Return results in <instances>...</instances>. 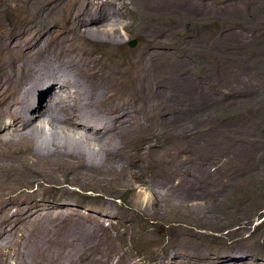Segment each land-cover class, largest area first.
Listing matches in <instances>:
<instances>
[{
  "label": "rangeland",
  "instance_id": "374dc122",
  "mask_svg": "<svg viewBox=\"0 0 264 264\" xmlns=\"http://www.w3.org/2000/svg\"><path fill=\"white\" fill-rule=\"evenodd\" d=\"M45 1H47V0H45ZM99 1L100 0H87L84 3V8L85 9H91L92 5L98 3ZM130 1L132 3L136 2V0H130ZM169 1L173 2V1H177V0H173V1L169 0ZM191 1L196 3L198 5V7L195 10H192L190 12V14L186 15L182 24L174 23L173 25H171L170 23L172 22V20L169 17L168 18L165 17L163 20L162 19H153V18H148V17H140L139 12H138L137 18L132 15V17L131 16L130 17L118 16L116 18V21L114 18L112 19L113 21H115L114 23H119V25L116 26V28H118V32H120V35L123 39V45L121 47L122 53H124L126 51H132L133 53H136L143 46V38L146 36L152 35L151 26L155 25L159 28V36L164 37L163 40H161V41L164 42L165 48H164V53H163V55L160 58V61L158 63L163 68H165L167 70V72L169 73V77L171 76V74L174 73V75H176L175 80H177V83L175 85H177L178 91H176V93H174L172 95V97H171V95L164 96V100L160 99V98L159 99L156 98V96L154 95L155 93L153 94L154 90H153V88H151V85L153 87L155 84V81L157 82V79H158V81H160L161 76H158L157 74H156L157 75L156 76L155 73H153V72L143 74V72H137L134 68L132 69L133 66H130L129 64L123 63V62H118V65L116 63H115V65L112 64V65H110L111 67L110 66L109 67H104V66L102 67L101 64H97V66L95 67V70L92 73V74H95V72H96V74L92 75V76H93L94 80L95 81L97 80V82L101 85H99L97 83L96 84L97 86L96 85L94 87L90 86V81H88V84H87V80H85V82H84V79L82 80L76 73H74V74H76L77 76L68 72L67 73L68 76H70V77L72 76V78L77 79V80H74V79L70 78L71 81L73 80L71 82V84L74 86H72V85L71 86H72V88L73 87L74 88L73 89L69 88L65 94L60 95L62 88L56 89L57 83H55L50 90V95L44 96L45 98H44L43 103L47 104L46 110L52 109L53 111L50 110L52 114L51 113L50 114L53 115L55 113L54 114L55 117H54V115L53 116L49 115L51 117L45 118V119L40 120L38 122H37L38 119H36V122H34L30 126H28V127H32V128H30V129H28V127L25 128L26 131H28L27 133L24 130V128L21 127L22 124L21 123H20L21 125L18 124L19 120L15 119L16 116L14 117V119L16 121L17 120L18 121L16 122L15 120L12 119L13 121H11V123L13 125L10 123H6V125H5L6 130L4 131V134L0 133V141L3 144V145H0V158H1L0 159V162H1L0 168L1 167L5 168L4 171L6 173L8 172L7 176L18 177V178L23 176V179H21V178L19 179L20 180L19 183L13 182L14 185L20 186V189L18 188L20 191H23V190L27 191L29 188L28 191H31V193L36 192L37 196H39V197H37V200H35V202L38 201V202H36L38 204V208H36L34 206L35 207L34 211H36L37 214L39 213L38 215L40 218H38V220L41 221L39 236L43 237V236H46L48 233H54V232L58 233V232H56V228L51 230L50 223L46 222L45 220H48V221L52 220L53 221L54 220V217L52 216L53 214L64 213L67 216H71L72 217L71 219L80 221L81 224H90V225L97 227L99 234H98V236H97L98 238L96 240L99 242V244H103L105 242L103 240V236L105 234L108 233L112 236V238L114 239V241L116 243V252L113 251V247L111 246L110 248H112V249L109 248L107 250V252L102 253V255H101L102 256L101 259H103V258L107 259L108 262H110V264H112V262H114V264H200L199 258L193 257L190 253V249H192L191 247L193 246V248H195V246H197V245L200 246V248L202 249L201 250L202 254H206V255L209 254L210 255L208 258L210 264H217L221 261H224L222 258L225 256L231 257V260L227 261V262L225 261L223 264H264V152H263L264 147L261 148L260 146H258L260 143L256 146V148L254 147L255 149H257L256 150V156L251 159V162H248L249 160L247 159L246 155H245L246 157L244 156L241 158L240 157L241 153L238 154V151H237L238 149H240V151H241V149L246 144V141L244 142V140H242L239 143L241 131L242 132L245 130L251 131V130L264 128V117H263L264 116V0H191ZM200 5L202 8L198 12ZM168 14H169V16L172 15L170 13H168ZM172 16H174V15H172ZM177 17L178 16H176L175 19L176 20L180 19L177 21L181 22L182 21L181 17H178V18ZM136 21H137V28L135 25ZM127 23H129V25ZM133 25H134V27H133ZM130 26L133 29L130 28ZM48 31L56 34L58 32V29L57 28H50ZM74 33L69 34V35H71V37L69 35L68 36L70 38H72V36L76 35V32H74ZM1 41H2V39L0 40V43H1ZM56 42L57 41H55L53 43H56ZM133 42H135V46L131 47L130 44ZM79 43H80V46L87 45L85 42H83V40L82 41L80 40ZM185 44H187L188 48L185 46ZM180 48H182V50L184 52L187 51L186 54H188V52H189V54L188 55L183 54V55H181L179 57L177 56L175 58L170 57L172 52H179ZM189 48H191V49H189ZM65 49L68 50L69 47L65 48ZM195 49H197V52ZM121 51L119 50L120 54L123 56ZM50 52H51V50L49 48V45L47 43H45L43 45V47H41L39 53L37 54V57H35L30 62L31 65H34V68L41 66L45 69H52L54 67V65L56 64V61L51 58ZM104 52L105 51H103L102 53H104ZM102 53H100V54H102ZM195 54H199V56H197ZM51 59L53 62L51 61ZM119 60L120 59H117V61H119ZM179 61H182L187 65V68L185 70H181V69L178 70V62ZM18 65H20V64H18ZM11 66H15V67L12 68L11 75H10L9 74V68ZM17 66L15 63L11 64L10 61L6 60V56L4 54L0 55V81H2V84L5 87L4 101L6 103L10 102L11 104L15 103V105L17 106V99L16 98L19 97L21 91H23L26 94L25 95V103H26L27 113H29V115H30L31 114L30 110L34 107V102L36 101L35 104L38 102L39 94L37 92V87H35L34 89H33V87L32 88L29 87L28 75L27 74L21 75L19 70L17 69ZM216 68L218 71L216 70ZM220 69L221 70L223 69L222 71L226 70V72L222 73V71ZM100 71H101V73H100ZM175 71L177 72V74ZM216 71H217V73L218 72L219 73L217 74ZM113 72H114V75H113ZM206 72L209 74H207ZM220 72L222 74H220ZM115 73H116V75H115ZM107 74H111V75H107ZM153 74L155 75V77H153L154 76ZM73 75H74V77H73ZM100 75H101V77H100ZM125 75H128V76H125ZM147 75H149V76H147ZM166 75H168V74H166ZM219 75H220V77H219ZM223 75H224V77H223ZM226 75H227V77H226ZM102 76L103 77L105 76L104 81H103ZM150 76H151L152 80H151ZM208 76H211V77H208ZM115 77L117 79H115ZM164 77H167V76H164ZM169 77H167V78H169ZM137 78L139 80H137ZM155 78H156V80H155ZM179 78H181V80H184V82L183 81L180 82V84H181L180 87H178ZM185 78H187V79H185ZM208 78H210V79L212 78V79L210 80ZM228 78H229V80H228ZM119 79H125V81L121 80L120 82L125 83L126 85H128L129 88H133L136 91L138 88H141V86L143 85L141 89H138V90H140L139 92L141 93V97L143 98L142 100H144L146 102L147 101L146 99L149 98L146 103L143 101L145 103V107L140 106L141 105L140 101H139V103L133 104V106H132V107H134L133 108V110H134L133 119L134 120L141 119V118H138V116L141 117L138 109L142 107L143 109L148 110L153 114L155 124H156V126L159 124V126L156 127L157 129L153 126L152 132L150 131L152 133L151 138H147L146 139L147 141L144 140L145 142L143 141L142 144L139 146L140 148H144V149H139L138 147L137 148L139 150H141L142 153H145V154H143L144 157L145 156L148 157L147 153L150 150V148L153 145L157 146L156 150L152 151L151 156H149L150 158H146V157L144 158L145 159L144 163L146 165H150L155 172V171H159L160 170L159 166L160 165H161L160 167L164 166V164L162 162L166 161L164 163H166L167 166L162 170V172H164L165 174L161 175L162 178L164 177L163 178L164 181H165V179L170 180L171 182L174 181V182H172V184L174 187H177V186H180L182 184L183 176L180 178H177L178 177L177 175H181L182 172L183 173L185 172V174H183V173L182 174L184 176H186V178L188 177L187 178L188 180L190 179L192 181V179H194L195 176H199V174H201V173H199L201 168H203L202 170H204V168L207 167L211 172H213L215 174L217 172V168H216L217 163H218L217 161H219V163H221V162L227 163L228 162L227 164H229V168L224 169V173H221V172L216 173L215 178H214V176H208L209 179H208V177L205 176V178H207L208 180L211 179L209 181V184L211 187V189H210L211 191L209 190L210 194L212 192H214V193L216 192L215 194L212 193V196L213 195L216 196V199L213 202V204L211 205L209 203L210 205L208 204V206H206L207 199L204 197H198L197 199L190 201V205L193 206L192 211L194 212V214H192V215L207 220V222H203V221H200L197 219L189 220V222L197 224L194 227L196 228L195 231L197 233H199L198 236L192 235V229L191 228H188L185 230L176 229L174 224H167V223L156 224L154 220L147 221L146 219H144L143 217H141L139 215L140 213L138 212V208L142 209V207L137 205L136 201H137L138 197H143L146 199L150 198L151 191L145 189V187H147L152 182V179H151L152 174H151V171L146 170V169H142L144 166L136 158V156L132 155V156L127 157L126 155L119 154L118 155L119 159H120L119 156L121 155L122 156L121 158H123V159L126 158V160L124 162H119V164H118L114 159L104 158V155L102 154V152L100 150L97 149L96 146L90 147V144L88 146V143H86V144L83 143L84 139L82 137L85 136L84 134L83 135L73 134L72 132L69 131V129L67 127L63 126L62 124H58V122H57L58 118L56 119V116L59 117V115H58V113L56 114V111H55V109H56L55 107L58 105V102H59L58 98H60V101L62 100V102H64V103L66 102V104H69V105L78 104L77 108L73 109V111L76 115L79 114L80 109H82L81 112H83L84 108L87 110V108L89 107L88 111L90 112V110H91L90 113L91 114L94 113L96 115V116L95 115H93V116H95L97 118L100 117V119L103 118L104 121L107 120L110 113H106L102 109L98 108V106L92 101H94L95 97H97L100 94L99 90L101 89V86H104L105 83H107V81L108 82H110L111 80L112 81H118ZM189 79H190V82L187 81ZM224 79H226L225 81H227V82H225ZM134 80H135V82H134ZM6 81L10 82V86L7 90H6ZM76 81H80L81 84L79 82L76 83ZM140 81L144 82L145 84L141 83ZM186 81L189 82V84ZM221 81L224 85L221 83ZM232 81H233V83H232ZM100 82H102L103 84ZM193 82L194 83L199 82V84L204 85L205 90H207V88H208V91H204V92H205V94H206V92H207V94L209 93V95L206 94L207 95L206 96L205 94L201 93V98L204 95L206 98L209 96L212 97L213 100H211L210 98H207V99H209L207 102L206 98L203 97V99L200 98L201 99L200 101H196L195 99L190 97V95H188L189 92H187V91H190L189 86L190 85L192 86V84H194ZM228 82H229V84H228ZM185 83H186V85H185ZM225 83H227V85ZM61 84H62V81H59V85H61ZM78 84H80V85L78 86ZM135 84H136V86H135ZM149 84H150V87L148 86ZM206 84H207V86L208 85L209 86L207 87ZM236 84L239 85V87ZM244 84H245V86H243ZM82 85H85L87 87L85 88V86H82ZM88 85L90 86L91 91L89 90L90 88ZM145 85H146V87H145ZM217 85H218V87H217ZM75 86H78V87H75ZM81 86H82V89H85V90H82ZM215 86L217 88H215ZM225 86H227V89ZM135 87H137V89ZM187 87H189V88H187ZM222 87L225 89H223ZM248 87H249L250 91L248 90ZM92 88L93 89L95 88L94 89L95 91ZM143 88H145V89H143ZM150 88H151V90H150ZM184 88H186V89L184 90ZM75 89H77V90H75ZM87 89L89 91H87ZM181 89L186 91V93ZM220 89H222V90H220ZM72 90H73V92H72ZM80 90H81V92L82 91H84V92L81 93ZM215 90H216V92H215ZM146 91H148V92H146ZM91 92H93V94ZM95 92H98V93L96 94ZM145 92H146V94H144ZM164 92L167 93L169 91H166V89L163 88L162 93H164ZM178 92H179V96L177 95ZM236 92H238V93H236ZM247 92H249V94ZM75 93H77V94H75ZM78 93H80L81 95ZM94 93L97 96H95ZM73 94H75V95H73ZM82 94H85V96H83ZM89 94L90 95L92 94V96L93 95L94 96L92 97ZM176 95L179 99L176 97ZM187 95L190 98L186 97ZM215 95H217V96H215ZM231 95L234 97H232ZM76 96H78V97H76ZM82 96L84 97V99L82 98ZM221 96H222V98H221ZM79 97L82 98V100ZM88 97H89V100H91V98H92V100L91 101L88 100V102H87L86 99H88ZM174 97L177 99L176 101H173V100H175ZM181 97H183L182 99L184 101V102H182L183 104H181L182 106L180 105V103L182 101ZM51 98H56L55 99L56 103H52L50 101ZM204 98H205V100H204ZM233 98H235V99H233ZM78 99L81 100L82 102L79 101ZM165 99L168 100V103H169L170 99H172L171 100L172 103L170 102L169 104L168 103L166 104L167 101ZM187 99H189V100H187ZM159 100H160V102H158ZM162 100H163V102H161ZM225 100H227V101H225ZM246 100H248V101H246ZM75 101H77V102H75ZM83 101H84V103H83ZM97 101L100 102L98 100V98H97ZM188 101H190V102H188ZM211 101H212V103H211ZM90 102H91V107L89 106ZM203 102L207 103V105L209 104L210 106L203 104ZM157 103H160L159 107H158ZM200 103H202V104H200ZM215 103H217V105L218 104L219 105L217 106ZM226 103H228V104H226ZM84 104H85V106H84ZM194 104H196L198 106H196ZM136 105H138V106H136ZM168 105H170V106H168ZM192 105H193V107H197V108H193ZM204 105L207 107H204ZM42 106H44V105H42ZM86 106H87V108H86ZM160 106H162V107H160ZM227 106H228V108H227ZM80 107H83V108H80ZM146 107H148V108L146 109ZM209 107L211 109L212 108H217V109H212L213 110V112H212ZM218 107H219V109H218ZM229 107H231V108H229ZM125 108H127V107H125ZM160 108H161V110H160ZM165 108H167V110ZM168 108H170V109H168ZM203 108L204 109L206 108L205 109L206 111ZM1 109L2 108L0 107V115H1V113L4 114V112L1 111ZM85 109H84V111H86ZM180 109L182 110V112ZM194 109H197V110H194ZM156 110L159 112L157 113ZM201 110L202 111L204 110V113L207 112L208 114L207 113L204 114ZM161 111H163L164 113L162 114ZM209 111H211V112H209ZM160 112H161L162 116H160L161 115ZM166 112H168V113H166ZM193 112L196 115H194ZM198 112L199 113L202 112V114L200 113L198 115ZM147 113H145L147 115V117H145V118H147V119L152 118L151 115H148L150 113H148V114ZM190 113H191V115H190ZM216 114L217 115L219 114L218 117L214 116ZM181 115H182V117H181ZM155 116H157V119H155L156 118ZM166 116H168L170 119ZM173 116H175V118ZM183 116H185V117H183ZM190 116H191V118H188ZM197 116H198V119H197ZM212 116L215 117L216 119L213 118ZM0 117L3 118V115H1ZM194 117H195V119H194ZM208 117L210 118V121H209ZM203 118L204 119L206 118L207 120L206 119L204 120ZM158 119H159V122H158ZM164 119H165V122H167V123H165V127L161 125V123L164 122ZM177 119H179V120H177ZM176 120H177V122H176ZM197 120H198V122H197ZM199 120H202V122L199 123ZM231 120H233V122ZM171 121L173 123H170ZM229 121H230V123H229ZM253 121L254 122L256 121L257 123L255 122L256 123L255 124ZM13 122H15L16 124ZM178 122H180V124ZM220 122H221V124H220ZM244 122H246V123L244 124ZM98 123L99 122H94V123L88 122L89 125H88V128L86 129V132H88L89 134H93L95 132L99 133V130H102V126L99 125ZM168 123H170L169 126H168ZM251 123H252V126H254V125L255 126L257 125V126L252 127L251 125H249ZM171 124H173V126H172L173 128L171 127ZM202 124H204V126ZM195 125H197V126H195ZM213 125H215V126H213ZM247 125H249V126H247ZM14 126H18V127L14 128ZM222 126L225 128H223ZM159 127H161V128H159ZM197 127L198 128L200 127V128L198 129ZM184 128L187 129V133H186L187 135L184 134L186 132V131H184ZM189 128H191V129H189ZM240 128H242V130ZM244 128H247V129H244ZM11 129H12V131L10 132ZM13 129H15L16 132L19 129H22V130H19L16 133ZM16 129H18V130H16ZM232 129L236 130L237 132L233 131ZM190 130L192 131V133H190L191 132ZM196 130H197V132H195ZM23 131H25V132H23ZM166 131H168V132H166ZM180 131H182V132H180ZM188 131H190V132H188ZM210 131H212V132H210ZM12 132H15V133H12ZM230 132H232V135ZM173 133H174V135H173ZM14 134L20 135V138H19V135H17V140L19 141L18 145L20 147L18 146V149L17 148L14 149V146H13V148L11 147V149H9V147L7 146V145H9L7 140L9 139L8 141L13 145L12 139L15 137ZM27 134L29 135V137ZM21 135H25V136L21 137ZM79 136H80V138H79ZM204 136H205V138H204ZM244 136H245L244 137V139H245V138H249L248 136H250V135L248 133H245ZM191 137L193 138L194 142H193ZM208 137H209V139H208ZM224 137H226V138H224ZM219 138H220V140L222 139V143L219 146H217V144H218L217 141H219ZM74 139L76 141H77V139L79 140V141H77V143L80 146H77L78 144L75 142ZM184 139H185V141H184ZM113 141H115L114 138H113ZM154 141H155V143H154ZM215 141L217 143H215ZM80 142H81V144H80ZM188 142H190V143H188ZM105 143H107V142H105ZM105 143L103 146L106 145ZM145 143H147V144H145ZM148 143L149 144L151 143V144L149 145ZM184 143H185V145H184ZM191 143H193L194 145L198 144L200 146H198V145L194 146ZM229 143H231V144L229 145ZM234 143L235 144L238 143L236 145L239 146L238 148L235 147L236 150H234V148L232 149V147H231L233 145L235 146ZM5 144H6V146H4ZM186 144H190L189 147L191 146L189 148L188 152L182 151L183 147L186 146ZM243 144H244V146H243ZM204 145H205V147H204ZM212 145H214V146H212ZM54 146H55V148H54ZM57 146H59V147H57ZM117 146H118V144H117ZM207 146H208V148H211L212 150L208 149ZM228 146H230L231 148H229ZM241 146H243V147H241ZM195 147H197V148H195ZM198 147L200 149L201 148L202 149L200 150ZM91 148H92V150H91ZM215 148H217V149H215ZM227 148L231 149L233 152L230 153L229 149H227ZM85 149L86 150L88 149V150L86 151ZM173 149L175 150V152ZM84 150L87 152V154H85V155H84ZM222 150H225L228 152L223 151V153H221ZM10 151H11V153H10ZM12 151H14V152H12ZM65 151L67 152V154ZM235 151H237V152H235ZM57 152H61V153H57ZM129 152L134 153L133 151H129ZM181 152L182 153L186 152V153L182 154ZM198 152H200V153H198ZM208 152H210V153L212 152V153L210 154ZM17 153H19V154L17 155ZM71 153H74L75 156L77 155V157H79V158L81 156L80 159L83 162H85L86 164H88V166H90V167H93V165L95 164L96 166H94V167L97 168L98 176L100 175V177H102V178H103V176H106V177L103 178V180L95 178L96 181L99 183V184L98 183L96 184L97 186L96 185L93 186L89 180L82 182L80 178H82L83 174L81 176V173H83V172L74 163L73 164L76 167H74L73 165L71 167L72 161L69 159V156H71ZM173 153H175V155ZM206 153H208V154H206ZM229 153H230V155H229ZM233 153H235V154H233ZM236 153H237V155H236ZM177 154H179V156H176ZM194 154H196L197 156ZM212 154L215 157L214 156L212 157ZM219 154L221 157L218 156ZM226 154H227L228 158H227ZM52 155L54 157H52L50 159V157ZM62 155L64 157H65V155H66V157L67 156L68 157L63 158ZM184 155H186L188 157H185ZM191 155L194 157H192ZM206 155H208V156L206 157ZM82 156H83V158H82ZM181 156H182V158H181ZM231 156H233V157H231ZM170 157H172V158H170ZM222 157H223V159H222ZM176 158L177 159L179 158V160H182V161H180L182 163H180L179 160H177ZM230 158H231V160H230ZM244 158H245V160H243ZM3 159H5V160H3ZM80 159L78 160V165H81V163H82L80 161ZM197 159H198V161H197ZM234 159H235V161H232ZM254 159H255V161H254ZM22 160H24L25 162L22 163ZM49 160H51V161H49ZM56 160L58 161L57 163H56ZM157 160H162V162L159 161V166L157 165L155 168L153 166V164H155ZM183 160H185V161L183 162ZM186 161H188V162H186ZM212 161H213V163H212ZM11 162H13V164ZM15 162H16V164H15ZM51 162H53V163H51ZM59 162H60V164H58ZM200 162H201V165H200ZM202 162L204 165L202 164ZM259 162H261L262 164ZM55 163L58 164V166H59L58 171H54V169H53V166ZM65 163L68 166H66ZM175 163H177V165ZM179 163H180V165H179ZM246 163L249 164V168H248V166L245 165ZM168 164H170L169 168H168ZM184 164L186 165V167ZM192 164L196 165V166H194L195 168H197L199 166L198 167L199 169L197 168L196 169L197 171H196L195 168L192 167ZM231 164H233L232 166L235 169H233V167L230 166ZM120 165L128 171H132L129 179H127V173L125 172V170L123 168L119 167ZM6 166H8L9 168L6 169ZM259 166H260V168H258ZM11 167H12V169H11ZM171 167L173 168V170ZM178 167H180V168H178ZM190 167L192 168V172L190 171L191 170ZM75 168H77V169H75ZM140 168H141V170H139ZM174 168H176V169H174ZM169 169H171L172 171L171 170L169 171ZM177 169L181 173H179L177 171ZM215 169H216V171H215ZM230 170H232V171H230ZM29 171H30V173H29ZM135 171H138V172L141 171L142 172V174L140 172V173H138V175L143 177L141 179V181H143V182H141V181L138 182V180H137L138 176L135 174ZM144 171L145 172L148 171V173L147 172L145 173ZM173 171H175L177 173V175ZM195 171H196V173H195ZM235 171H237V172H235ZM65 172H66V174H64ZM79 172H80V174H79ZM189 173H190V175H188ZM21 174H23V175H21ZM39 174H41V175H39ZM75 174L77 176L76 178H74ZM192 174H194L195 176L193 175V177H192L191 176ZM224 174H226V175H224ZM249 174H251V175H249ZM63 175H65V180L67 179L68 182L67 181H65V183L62 182L63 177H64ZM174 175H176V176H174ZM221 175H223V177ZM232 175L234 178L232 177ZM25 176H26V178H25ZM41 176L42 177L44 176V177L41 178ZM172 176H174V177H172ZM189 176H191V177H189ZM217 176L219 179L217 178ZM240 177L241 178L243 177V179H241ZM175 178H177V179H175ZM239 178H240L241 182H240ZM245 179H247V180H245ZM227 180H231V181L227 182ZM234 180H235V182H234ZM236 180H238V183L236 182ZM51 181H52V183H51ZM242 181L245 183H243ZM39 182L42 184V186H44L43 188L46 187L45 189H42L41 192L38 190V186H37L39 184ZM53 182H55V183H53ZM193 182H194V184H193ZM28 183H29V185H27ZM190 183H192V185H193V190H195L197 188V186H199L200 183L203 185L202 182H200V181L196 182L195 179ZM201 184H200V186H202ZM230 184H232V185H230ZM217 185H219V187ZM222 185H224L225 187L223 188ZM62 187L65 188L66 193H65L64 189H62ZM148 187H150V186H148ZM24 188L27 190H25ZM47 188L48 189L50 188V189L48 190ZM7 189H9V188L7 187ZM213 189H214V191H213ZM19 190H16V191H19ZM43 190H44V192H43ZM224 190H225V193H224ZM60 191H61V193H60ZM217 192L220 193L219 194L220 197L218 196ZM161 193L163 196L165 195L163 192H161ZM12 195H14V194H12ZM224 196L225 197L227 196L229 199L227 197L225 198ZM98 197H100V198H98ZM164 197H166L167 199L166 198L164 199L165 202H163L161 204V206L165 212H169V207H167V205L168 204L169 205L175 204V200L172 198L170 199L166 195ZM218 199H219V201H218ZM17 200L18 199H16V200L14 199V202L12 203V205H14V203H16V205H17L18 204L17 202L19 201V200L18 201ZM176 202H179V201H176ZM215 204H217V205H215ZM137 206H138V208H137ZM215 206H217V207H215ZM206 207H208L209 213H207L208 211L206 210ZM183 208L184 207H180V209H183ZM201 212H203V213H201ZM211 212L213 214H211ZM208 224L212 225V227H210L211 230L206 229V226ZM52 225H53V223H52ZM183 226L186 227L187 225L184 224ZM64 229H68V224L64 225ZM231 230H240L241 236H242V238H244L245 243L244 242H241V243L237 242V244H236L234 241V238L228 236V232ZM144 234H147V236H148L147 246H145L143 244V240H142V243L140 244L139 240L135 241L132 238V237H135V235H142L143 236ZM132 235H134V236H132ZM123 239H124V241H123ZM3 243H4V247L1 244L2 248L0 249L1 250V252H0V264L2 262H4L3 259L5 258L4 257L5 255L7 257L4 260L7 259V261H9V262L14 261V260L10 261V258H13L14 254L12 255L9 252V254L7 255L6 248H5L6 242H3ZM242 243H243V245H241ZM133 244H136V245H133ZM139 244H140V246H139ZM231 244L234 245V247L237 251L229 252V250L227 249V246H230ZM238 246H240V247H238ZM241 246H243V247H241ZM100 251L98 254H100ZM108 252H110V254L114 253V254H111V260L107 257ZM2 253H3V256L1 255ZM116 253H117L118 257L116 255ZM10 255L12 257H10ZM14 262H12V263H14ZM104 264H106V262Z\"/></svg>",
  "mask_w": 264,
  "mask_h": 264
},
{
  "label": "bare ground",
  "instance_id": "6f19581e",
  "mask_svg": "<svg viewBox=\"0 0 264 264\" xmlns=\"http://www.w3.org/2000/svg\"><path fill=\"white\" fill-rule=\"evenodd\" d=\"M87 0H0V40L2 39L1 43H0V55H5L6 56V60L10 61L11 64L15 63L17 66V69L19 70L20 74H27L29 77V87L33 89L35 87H37V92L39 94V99L38 102L35 104L34 102V107L30 110V115L29 113H27V109H26V103H25V93L23 91H21L20 96L17 97V106L15 105V103L11 104L10 102L6 103L4 101V93H5V87L2 84V81H0V107L2 108L1 111L4 112V114L1 113V115H3V118L0 117V133L4 134V131L6 130L5 125L6 123H11V121L18 119L17 121L19 122L18 124H22V128H24V130L26 131L25 128H27L28 126H30L32 123L43 120L45 118L51 117L53 115H51V111L52 109L46 110V106L47 104H44V96L46 95H50V90L53 87V85L55 83H57V87L56 89H61L60 95L65 94L66 91L69 88H72L71 79L72 76H68V72L74 74L76 73L82 80L84 79L87 80V84L88 81H90V86H95L98 82L97 80L95 81L92 75L93 71L95 70V67L97 66V64H101L102 67H109L110 65L115 63L118 65V62H123V63H127L130 66H133L132 69L134 68L137 72H143L144 73H155V75L157 74L158 76H161L160 81L157 82L155 81L154 86L151 88H153V94L156 96L157 99H163L164 100V96L167 95H172L174 93H176V91H178L177 85H175L177 83V80H175V76L174 73L171 74V76L169 77V73L167 72V70L165 68H163L158 62L160 61V58L162 57L163 53H164V48H165V44L164 42H162L161 40H163L164 37L159 36V28L155 25L151 26V31H152V35L151 36H146L143 38V46L141 47L140 50H138L136 53H133L132 51H126L124 53H122L121 51V47L123 45V39L120 35V32H118V28H116V26L119 25V23H114L116 21V18L118 16H126V17H132L135 16L136 18L138 17V12L140 13V17H148V18H153V19H164L165 17H169L172 22L170 23L171 25H173L174 23L177 24H182L186 15L190 14V12L192 10H195L198 5L196 3H194L191 0H177V1H173L170 2L169 0H136L135 3H132L130 0H100L98 3L93 4L91 9H85L84 8V3ZM97 2V1H96ZM201 5L199 6V10L201 9ZM172 14L174 16H169V14ZM176 16L181 17L182 21H177L180 19H175ZM177 17V18H178ZM115 19V21H113L112 19ZM134 20V19H133ZM168 20V19H167ZM132 21V20H131ZM169 21V20H168ZM131 23V22H130ZM133 23V22H132ZM136 24V28H137V21L135 22ZM129 25V23H127ZM134 27V25H133ZM50 28H57L58 32L55 34L53 32L48 31ZM121 28V27H120ZM130 28H132L130 26ZM135 28V29H136ZM124 29V28H123ZM133 29V28H132ZM76 32L75 36L69 35L70 33H74ZM75 34V33H74ZM140 34V33H139ZM70 37H69V36ZM93 35V36H92ZM80 40L83 42H85L87 45L85 46H80ZM57 41L56 43H53ZM47 43L49 45V48L51 50V58L53 60L56 61V64L54 65V67L52 69H45L41 66L39 67H35L34 65H31V61L37 57V54L39 53L41 47H43V45ZM82 44V43H81ZM84 44V43H83ZM184 46V45H183ZM185 46L188 48L187 44H185ZM184 46V47H185ZM192 46V45H191ZM68 50H66L65 48H68ZM183 47V48H184ZM191 49V48H189ZM194 49V48H193ZM192 49V50H193ZM119 50L121 51V53L123 54V56L120 54ZM197 52V49H195ZM103 51H105L104 53H102ZM191 51V50H190ZM187 52V51H186ZM186 52H184L182 50V48H180L179 52H172L170 57L175 58V57H179L183 54H186ZM102 53V54H100ZM194 54V53H193ZM192 54V55H193ZM197 56H199V54H195ZM201 55V54H200ZM230 56V55H229ZM51 59V61H52ZM117 59H120L119 61H117ZM226 59V58H225ZM53 62V61H52ZM120 64V63H119ZM126 64V65H127ZM116 65V66H117ZM209 65V64H208ZM129 66V67H130ZM210 66V65H209ZM15 66H11L9 68V74L11 75V71L12 68ZM99 67V66H98ZM111 67V66H110ZM121 67V66H120ZM215 67V66H214ZM213 67V68H214ZM116 68V67H115ZM187 68V65L182 62L179 61L178 62V70H185ZM109 69V68H108ZM112 69V68H111ZM124 70V69H123ZM152 70V71H151ZM213 70V69H212ZM217 70V68H216ZM221 70V69H220ZM223 70V69H222ZM221 70V71H222ZM97 71V70H96ZM104 71V70H103ZM115 71V70H114ZM117 71V70H116ZM126 71V70H125ZM177 71V70H176ZM175 71V72H176ZM214 71V70H213ZM218 71V70H217ZM216 71V73H217ZM118 72V71H117ZM166 72V73H165ZM180 72V71H179ZM226 72V70L222 71ZM91 73V74H90ZM99 73V72H98ZM101 73V71H100ZM121 73V72H120ZM207 73V72H206ZM205 73V74H206ZM211 73V72H210ZM215 73V74H216ZM219 73V72H218ZM217 73V74H218ZM220 72V74H222ZM236 73V72H235ZM74 74V75H76ZM106 74V73H105ZM112 74V73H111ZM111 74H107V75H111ZM131 74V73H130ZM142 74V75H143ZM168 74V75H166ZM177 74V72H176ZM209 74V73H207ZM226 74V73H225ZM224 74V75H225ZM73 75V77H74ZM76 75V76H77ZM114 75V72H113ZM116 75V73H115ZM119 75V74H118ZM138 75V74H137ZM146 75V74H145ZM154 75V74H153ZM155 75L153 77H155ZM156 75V76H157ZM173 75V76H172ZM214 75V74H213ZM223 75V77H224ZM128 76V75H125ZM130 76V75H129ZM149 76V75H147ZM167 76V77H164ZM222 76V75H221ZM101 77V75H100ZM105 77V76H104ZM104 77L103 81H104ZM110 77V76H109ZM112 77V76H111ZM182 77V76H181ZM207 77V76H206ZM211 77V76H208ZM218 77V76H217ZM220 77V75H219ZM227 77V75H226ZM79 78V79H80ZM123 78V77H122ZM143 78V77H142ZM141 78V79H142ZM148 78V77H147ZM151 78V76H150ZM158 78V77H157ZM232 78V77H231ZM74 79V78H72ZM97 79V78H96ZM106 79V78H105ZM115 79H117L115 77ZM128 79V78H127ZM187 79V78H185ZM210 79V78H208ZM212 79V78H211ZM210 79V80H211ZM74 80H77L76 78ZM113 80V79H112ZM110 81L107 83H105L104 86H101V89L99 90L100 94L97 96L96 94L98 92H95V100L92 101L94 102L98 108L102 109L103 111H105L106 113H110L109 117L107 118V120H103L97 117H95L96 115L93 113L91 114V108L89 109L90 112L88 111V108L86 111L81 112L82 109H80L79 114L76 115L73 111V109L77 108L78 104H66V102H62V100L60 101V98H58L59 102L58 105L55 107V111L56 114L58 113L59 117L56 116V119L58 118V124H62L63 126L67 127L69 129L70 132H72L73 134H80V135H85L84 137H82L83 139V143H88V146L90 144L91 146H96L98 150H100L102 152V154L104 155V158H108V159H114L118 164L119 162H124L126 160V158H121V155H126L127 157L129 156H136V158L142 163V165L144 166L142 169H146L151 171V179L152 182L148 185L150 187H145V189L151 191V196L150 198L146 199L143 197H138L136 204L139 205L141 208H138V212L140 213L139 215L141 217H143L144 219H146L147 221H152L154 220L156 224H161V223H167V224H174V226L176 227V229H188L191 228L192 229V235L193 236H198L199 233H197L195 231V227L197 224H194L192 222H189V220L191 219H197L203 222H207L206 219H202L200 217H196L193 216L192 214H194V212L192 211L193 206L190 205V201L191 200H195L198 197H204L207 199V204L206 206H208V204L210 203L211 205L213 204V202L216 199V196L213 195L212 196V192L210 194V184L208 180L209 177L208 176H214V178L216 177L215 174L216 173H224V169L229 168V164L227 163H219V161H217V172L214 174L213 172H211L207 167L204 168V170H202L203 168H201L200 172L201 174H199V176H195L194 174H192L191 176L193 177V175L195 176L194 179L197 181H200L203 183L202 186H197V188L195 190H193V185L192 182L194 179H192V181L188 180L186 178V176H184L183 174H185V172L182 174L180 171H177L179 173H181V175H177V171H173L176 173V175L178 176L177 178H180L183 176V180H182V184L180 186L174 187L172 182L174 181H170V180H163V178L161 177V175L165 174L164 172H162V170L167 166L166 161L162 160H157L155 164H153V166L156 168V166H159V161H161L164 166L160 167L159 166V171H155L153 170V168L150 165H146L144 163V157L141 150L139 149H144V148H140L139 146L142 144V142L144 140H146L147 138H151L152 136V127L154 126L155 128L157 126H159V124L156 126L155 124V120L153 118V114L148 111L143 109L142 107L138 109L141 117L138 116V120H134L133 119V104L135 103H139V101L141 102L140 106H144L145 107V103L148 101V99H146L147 101L145 102L144 100H142L143 98L141 97V93L139 92L141 88L135 87L137 89L134 90L133 88H129L128 85H126L125 83L120 82L125 81V79H119L118 81ZM137 80H139L137 78ZM136 80V81H137ZM152 80V78H151ZM156 80V78H155ZM203 80V79H202ZM207 80V79H206ZM221 80V79H220ZM226 79H224L225 81ZM229 80V78H228ZM237 80V79H236ZM240 80V79H239ZM243 80V79H242ZM59 81H62V84L59 85ZM102 81V82H103ZM144 81V80H143ZM184 82V80H181V78H179L178 80V87L181 86L180 82ZM190 82V79L187 80ZM186 81V82H187ZM80 81H76V83ZM100 82V83H102ZM135 82V80H134ZM141 82V81H140ZM139 82V83H140ZM189 82H187L189 84ZM192 82V81H191ZM227 82V81H225ZM230 82V81H229ZM228 82V84H229ZM240 82V81H239ZM74 83V82H73ZM143 84H145L144 82H141ZM162 83V84H161ZM194 83V82H193ZM204 83V82H203ZM209 83V82H208ZM218 83V82H217ZM222 83V81H221ZM233 83V81H232ZM237 83V82H236ZM242 83V82H241ZM75 84V83H74ZM81 84V83H80ZM78 84V86L80 85ZM83 84V83H82ZM86 84V83H85ZM99 84V83H98ZM103 84V83H102ZM130 84V83H129ZM151 84V83H150ZM150 84L148 85L150 87ZM192 84V83H191ZM212 84V83H211ZM223 84V83H222ZM221 84V85H222ZM227 85V83H225ZM72 85V86H71ZM76 85V84H75ZM101 85V84H99ZM163 85V86H162ZM186 85V83H185ZM224 85V84H223ZM237 85V84H236ZM10 86V82L6 81V90L9 88ZM75 86V87H78ZM85 86V85H82ZM81 86V89H82ZM89 86V85H88ZM89 86V88H90ZM97 86V85H96ZM136 86V84H135ZM207 86V84H206ZM209 86V85H208ZM207 86V87H208ZM230 86V85H229ZM239 87V85H237ZM245 86V84L243 85ZM87 86H85L86 88ZM99 87V86H98ZM146 87V85H145ZM185 87V86H184ZM190 91L188 95H190V97H192L193 99H195L196 101H200L201 99H203V97H205L203 95V97L201 98V93L205 94L204 91H208L205 90V86L202 84H199V82H195L194 84H192V86L190 85ZM187 87V88H189ZM213 87V86H212ZM218 87V85H217ZM215 86V88H217ZM227 89V86H225ZM236 87V86H235ZM74 88V87H73ZM72 88V89H73ZM88 88V89H89ZM150 88V90H151ZM166 89V91L169 92H164L162 93V89ZM211 88V87H210ZM223 88V87H222ZM229 88V87H228ZM87 91H91V88ZM93 89V88H92ZM95 89V88H94ZM93 89V90H94ZM98 89V88H97ZM145 89V88H143ZM147 89V88H146ZM186 88H184L185 90ZM213 89V88H212ZM225 89V88H223ZM232 89V88H231ZM247 89V88H246ZM260 89V88H259ZM77 90V89H75ZM85 90V89H82ZM148 90V89H147ZM183 90V89H181ZM183 90V91H184ZM188 90V89H187ZM222 90V89H220ZM237 90V89H236ZM235 90V91H236ZM249 90V87H248ZM95 91V90H94ZM229 91V90H228ZM250 91V90H249ZM73 92V90H72ZM81 92V90H80ZM84 91H82L81 93H83ZM143 92V91H142ZM148 92V91H146ZM146 92L144 94H146ZM186 93V91H184ZM211 92V91H210ZM216 92V90H215ZM246 92V91H245ZM93 94V92H91ZM140 93V94H139ZM152 93V92H151ZM221 93V92H220ZM229 93V92H228ZM227 93V94H228ZM232 93V92H231ZM238 93V92H236ZM242 93V92H241ZM249 94V92H247ZM71 94V93H70ZM77 94V93H75ZM73 94V95H75ZM80 94V93H78ZM92 94L90 96H92ZM143 94V93H142ZM149 94V93H148ZM147 94V95H148ZM152 94V95H153ZM166 94V95H165ZM181 94V93H180ZM207 94V92H206ZM205 94V95H206ZM211 94V93H210ZM213 94V93H212ZM222 94V93H221ZM224 94V93H223ZM81 95V94H80ZM79 95V96H80ZM83 96H85V94H82ZM150 95V94H149ZM177 95L179 96V92L177 93ZM176 95V97H177ZM188 95L186 97H188ZM209 95V93L207 94ZM206 95V96H207ZM226 95V94H225ZM72 96V95H71ZM82 96V98L84 99V97ZM88 96V95H87ZM94 96V95H93ZM92 96V97H93ZM145 96V95H144ZM143 96V97H144ZM175 96V95H174ZM182 96V95H181ZM213 96V95H212ZM217 96V95H215ZM227 96V95H226ZM232 96V95H231ZM48 97V96H47ZM78 97V96H76ZM151 97V96H150ZM188 97V98H190ZM219 97V96H218ZM217 97V98H218ZM230 97V96H229ZM234 97V96H232ZM75 98V97H74ZM80 98V97H79ZM82 98H80L82 100ZM86 98V97H85ZM98 100L101 102H98ZM145 98V97H144ZM147 98V97H146ZM155 98V99H156ZM175 98V97H174ZM173 98V99H174ZM178 98V97H177ZM183 97H181V104H183L182 102ZM201 98V99H200ZM206 98V97H205ZM204 98V100H205ZM210 98L211 100L212 97H207ZM207 102L209 99H207ZM222 98V96H221ZM56 98H51L50 101L52 103H56ZM139 99V100H138ZM154 99V98H153ZM179 99V98H178ZM192 99V100H193ZM216 99V98H215ZM219 99V98H218ZM235 99V98H233ZM65 100V99H64ZM79 100V99H78ZM79 100V101H81ZM87 102L89 100L86 99ZM92 100V98H91ZM89 100V101H91ZM163 100L161 102H163ZM166 100V99H165ZM172 99H170L169 103L171 102ZM177 99L175 98L176 101ZM186 100V99H185ZM189 100V99H187ZM228 100V99H227ZM225 100V101H227ZM231 100V99H230ZM49 101V102H50ZM145 103H144V102ZM156 101V100H155ZM167 101V102H166ZM166 104L168 103V100H166ZM194 101V100H193ZM192 101V102H193ZM216 101V100H215ZM219 101V100H218ZM224 101V100H223ZM222 101V102H223ZM236 101V100H235ZM248 101V100H246ZM30 102V101H29ZM77 102V101H75ZM82 102V101H81ZM80 102V103H81ZM86 102V101H85ZM86 102V103H87ZM150 102V101H149ZM160 102V100L158 101ZM190 102V101H188ZM206 102V101H205ZM217 102V101H216ZM234 102V101H233ZM251 102V101H250ZM249 102V103H250ZM43 103V104H42ZM84 103V101H83ZM151 103V102H150ZM156 103V102H155ZM154 103V104H155ZM168 103V104H169ZM172 103V102H171ZM194 103V102H193ZM196 103V102H195ZM212 103V101H211ZM214 103V102H213ZM232 103V102H231ZM82 104V103H81ZM158 107L160 103H157ZM162 104V103H161ZM191 104V103H190ZM202 104V103H200ZM203 104L207 105V103ZM217 105V103H215ZM228 104V103H226ZM44 105V106H42ZM80 105V104H79ZM173 105V104H172ZM196 105V104H194ZM204 107H207L205 106ZM219 105V104H218ZM217 105V106H218ZM221 105V104H220ZM82 106V105H81ZM85 106V104H84ZM89 106L91 107V102L89 103ZM135 106V105H134ZM138 106V105H136ZM147 106V105H146ZM151 106V105H150ZM153 106V105H152ZM156 106V105H155ZM165 106V105H164ZM170 106V105H168ZM182 106V105H181ZM198 106V105H196ZM210 106V105H209ZM233 106V105H232ZM231 106V107H232ZM238 106V105H237ZM127 107V108H125ZM162 107V106H160ZM172 107V106H171ZM193 107V105H192ZM203 107V106H202ZM212 107V106H211ZM223 107V106H222ZM229 107V108H231ZM83 108V107H80ZM148 107H146L147 109ZM151 108V107H150ZM156 108V107H155ZM193 108H197V107H193ZM192 108V109H193ZM200 108V107H199ZM210 108V107H209ZM208 108V109H209ZM221 108V107H220ZM228 108V106H227ZM236 108V107H235ZM152 109V108H151ZM158 109V108H157ZM164 109V108H163ZM167 110V108H165ZM170 109V108H168ZM204 109V108H203ZM206 109V108H205ZM204 109V110H205ZM211 109V108H210ZM209 109V110H210ZM212 109H217V108H212ZM211 109V111L213 112V110ZM219 109V107H218ZM225 109V108H224ZM150 110V109H149ZM161 110V108H160ZM165 110V111H166ZM172 110V109H171ZM170 110V111H171ZM181 110V109H180ZM197 110V109H194ZM193 110V111H194ZM204 110L202 111L204 113ZM223 110V109H222ZM53 111V110H52ZM152 111V110H151ZM164 111V110H163ZM163 111L162 114L164 113ZM199 111V110H198ZM206 111V110H205ZM209 111V112H211ZM219 111V110H218ZM249 111V110H248ZM93 112V111H92ZM150 113L148 115H151L152 118H145L147 117V115L145 113ZM156 112L158 113L159 111L156 110ZM160 112V114H161ZM169 112V111H168ZM166 112V113H168ZM182 112V110H181ZM192 112V111H191ZM195 112V111H194ZM193 112V114H194ZM197 112V111H196ZM202 112H200L202 114ZM225 112V111H224ZM43 113V114H42ZM51 113V114H50ZM138 113V114H139ZM156 113V114H157ZM198 112V115L200 114ZM207 113V112H206ZM204 113V114H206ZM216 113V112H215ZM242 113V112H241ZM162 114L160 116H162ZM173 114V113H172ZM171 114V115H172ZM208 114V113H207ZM240 114V113H239ZM245 114V113H244ZM0 115V116H1ZM51 115V116H49ZM95 115V116H93ZM169 115V114H168ZM189 115V114H188ZM187 115V116H188ZM191 115V113H190ZM196 115V114H194ZM210 115V114H209ZM212 115V114H211ZM219 115V114H218ZM218 115H214L217 116ZM223 115V114H222ZM16 116V117H15ZM159 116V115H158ZM165 116V115H164ZM180 116V115H179ZM205 116V115H204ZM224 116V115H223ZM15 117V119H14ZM55 117V115H54ZM157 119V116H155ZM168 117V116H166ZM175 118V116H173ZM182 117V115H181ZM185 117V116H183ZM213 117V116H212ZM226 117V116H225ZM264 117V116H263ZM135 118V117H134ZM159 118V117H158ZM169 118V117H168ZM167 118V119H168ZM188 118H191L188 117ZM193 118V117H192ZM209 118V117H208ZM215 118V117H213ZM220 118V117H219ZM222 118V117H221ZM230 118V117H229ZM13 119V120H12ZM161 119V118H160ZM170 119V118H169ZM182 119V118H181ZM195 119V117H194ZM198 119V116H197ZM204 119V118H203ZM206 119V118H205ZM204 119V120H205ZM212 119V118H211ZM216 119V118H215ZM228 119V118H227ZM174 120V119H173ZM179 120V119H177ZM176 120V122H177ZM203 120V121H204ZM207 120V119H206ZM214 120V119H213ZM219 120V119H218ZM226 120V119H225ZM259 120V119H258ZM263 120V119H262ZM16 121V120H15ZM16 121V122H17ZM175 121V120H174ZM210 121V118H209ZM233 122V120H231ZM252 121V120H251ZM88 122H99L98 124L102 126V130H99V133H93V134H89L88 132H86V129L88 128ZM159 122V119H158ZM169 122V121H168ZM198 122V120H197ZM202 120H199V123H201ZM207 122V121H206ZM254 122V121H253ZM256 122V121H255ZM254 122V123H255ZM15 123V122H13ZM165 119L164 122L161 123L162 126L165 127ZM170 123H173L172 121ZM168 123V126L169 124ZM175 123V122H174ZM180 124V122H178ZM230 123V121H229ZM242 123V122H241ZM246 122H244L245 124ZM250 123V122H249ZM257 123V122H256ZM255 123V124H256ZM16 124V123H15ZM20 124V125H21ZM176 124V123H175ZM221 124V122H220ZM223 124V123H222ZM13 125V124H12ZM178 125V124H177ZM204 126V124H202ZM211 125V124H210ZM219 125V124H218ZM226 125V124H225ZM228 125V124H227ZM252 126V123L249 124ZM247 125V126H249ZM19 126V125H18ZM18 126H14L18 127ZM33 126V125H32ZM173 126V124H171V127ZM175 126V125H174ZM197 126V125H195ZM199 126V125H198ZM215 126V125H213ZM233 126V125H232ZM235 126V125H234ZM244 126V125H243ZM255 126V125H254ZM252 126V127H254ZM257 126V125H256ZM255 126V127H256ZM20 127V126H19ZM163 127V128H164ZM170 127V128H171ZM193 127V126H192ZM202 127V126H201ZM220 127V126H219ZM223 127V126H222ZM239 127V126H238ZM237 127V128H238ZM251 127V128H252ZM32 127H28V129H30ZM161 128V127H159ZM167 128V127H166ZM173 128V127H172ZM198 128V127H197ZM200 128V127H199ZM198 128V129H199ZM205 128V127H204ZM225 128V127H223ZM157 129V128H156ZM165 129V128H164ZM184 128V131H186L184 134L187 133V129ZM191 129V128H189ZM213 129V128H212ZM229 129V128H228ZM236 129V128H235ZM242 130V128H240ZM247 129V128H244ZM250 129V128H249ZM253 129V128H252ZM15 131V129H13ZM18 130V129H16ZM22 130V129H19ZM18 130V131H19ZM163 130V129H162ZM161 130V131H162ZM167 130V129H166ZM176 130V129H175ZM205 130V129H204ZM207 130V129H206ZM226 130V129H225ZM224 130V131H225ZM233 130V129H232ZM12 131V129L10 130V132ZM17 131V132H18ZM23 131V132H25ZM151 131V132H150ZM158 131V130H157ZM156 131V132H157ZM160 131V130H159ZM183 131V130H182ZM180 131V132H182ZM191 131V130H190ZM188 131V132H190ZM203 131V130H202ZM236 131V130H233ZM9 132V131H8ZM7 132V133H8ZM16 132V131H15ZM12 132V133H15ZM16 132V133H17ZM28 131H26L27 133ZM168 132V131H166ZM176 132V131H175ZM197 132V130L195 131ZM212 132V131H210ZM222 132V131H221ZM226 132V131H225ZM237 132V131H236ZM239 132V131H238ZM158 133V132H157ZM192 133V131L190 132ZM232 135V132H230ZM248 133L250 136H248L249 138H245L244 139V134ZM6 134V133H5ZM21 134V133H20ZM24 134V133H23ZM154 134V133H153ZM212 134V133H211ZM217 134V133H216ZM15 137L12 139L13 141V145L7 140L8 144L7 145L9 147V149H11V147L14 149L17 148L18 149V140H17V135L19 134H14ZM13 135V136H14ZM28 135V134H27ZM156 135V134H155ZM174 135V133H173ZM187 135V134H186ZM215 135V134H214ZM230 135V134H229ZM25 136V135H21ZM77 136V135H76ZM189 136V135H188ZM237 136V135H236ZM29 137V135H28ZM158 137V136H157ZM156 137V138H157ZM177 137V136H176ZM182 137V136H181ZM195 137V136H194ZM220 137V136H219ZM20 138V135H19ZM78 138V137H77ZM80 138V136H79ZM113 138L115 139V141H113ZM153 138V137H152ZM189 138V137H188ZM192 138V137H191ZM205 138V136H204ZM215 138V137H214ZM226 138V137H224ZM238 138V137H237ZM11 139V138H10ZM24 139V138H23ZM76 139V138H75ZM74 139V140H75ZM172 139V138H171ZM178 139V138H177ZM176 139V140H177ZM196 139V138H195ZM202 139V138H201ZM209 139V137H208ZM216 139V138H215ZM218 139V138H217ZM151 140V139H150ZM173 140V139H172ZM193 140V138H192ZM197 140V139H196ZM200 140V139H199ZM244 140V142L246 141V144L240 151V149H238V154H240V157H244L245 155L247 156V159L249 160L248 162H251V159L254 158L256 156V146H260L261 148L264 147V128H260V129H256V130H251V131H241L240 133V141L239 143ZM11 141V140H10ZM26 141V140H25ZM77 141H79L77 139ZM77 141L75 140V142L77 143ZM81 141V140H80ZM147 141V140H146ZM185 141V139H184ZM198 141V140H197ZM203 141V140H202ZM214 141V140H213ZM6 142V143H7ZM22 142V141H21ZM107 142V143H105ZM145 142V141H144ZM194 142V140H193ZM218 144L217 146H219L222 143V139L219 141H217ZM215 141V143H217ZM243 142V143H244ZM26 143V142H25ZM104 143L106 144L105 146ZM155 143V141H154ZM170 143V142H169ZM177 143V142H176ZM190 143V142H188ZM21 144V143H20ZM27 144V143H26ZM25 144V145H26ZM78 144V143H77ZM81 144V142H80ZM84 144V145H85ZM118 144V146H117ZM147 144V143H145ZM149 144V143H148ZM151 144V143H150ZM149 144V145H150ZM172 144V143H171ZM193 144V143H191ZM202 144V143H201ZM208 144V143H207ZM225 144V143H224ZM228 144V143H227ZM231 143H229L230 145ZM235 144V143H234ZM238 144V143H236ZM235 146H231L232 149L234 148V150H236V148H238L239 146L236 145ZM0 145H3L0 141ZM180 145V144H179ZM183 145V144H182ZM185 145V143H184ZM190 144H186V146L183 147L182 151H187L189 150ZM194 145V144H193ZM196 145V144H195ZM194 145V146H195ZM198 145V144H197ZM196 145V146H197ZM6 146V144L4 145ZM77 146H80L79 144ZM200 146V145H198ZM214 146V145H212ZM222 146V145H221ZM20 147V146H19ZM59 147V146H57ZM87 147V146H86ZM139 149H138V148ZM144 147V146H143ZM175 147V146H174ZM205 147V145H204ZM211 147V146H210ZM229 148H231L230 146H228ZM236 147V148H235ZM240 147V148H241ZM255 147V148H254ZM259 147V148H260ZM23 148V147H22ZM55 148V146H54ZM61 148V147H60ZM79 148V147H78ZM82 148V147H81ZM85 148V147H84ZM157 148L156 145H153L150 150L148 151V157L146 158H150L149 156H151L152 151H155ZM179 148V147H178ZM197 148V147H195ZM199 148V147H198ZM208 148V146H207ZM227 148V149H229ZM258 148V149H259ZM64 149V148H63ZM94 149V148H93ZM172 149V148H171ZM176 149V148H175ZM194 149V148H193ZM200 149V148H199ZM202 149V148H201ZM200 149V150H201ZM211 149V148H208ZM214 149V148H213ZM217 149V148H215ZM223 149V148H222ZM226 149V150H227ZM8 150V149H7ZM13 150V149H12ZM55 150V149H54ZM60 150V149H59ZM65 150V149H64ZM86 150V149H85ZM84 150V155L87 154V150ZM92 150V148H91ZM174 150V149H173ZM180 150V149H179ZM199 150V151H200ZM207 150V149H206ZM212 150V149H211ZM58 151V150H57ZM129 151H133L129 152ZM144 151V150H143ZM191 151V150H190ZM189 151V152H190ZM195 151V150H194ZM218 151V150H217ZM222 150L221 153H223ZM230 153H232L233 151L231 149H229ZM235 151V152H237ZM261 151V150H260ZM9 152V151H8ZM14 152V151H12ZM62 152V151H61ZM61 152H57V153H61ZM66 152V151H65ZM175 152V150H174ZM196 152V151H195ZM201 152V151H200ZM198 152V153H200ZM228 152V151H225ZM224 152V153H225ZM264 152V151H263ZM7 153V152H6ZM5 153V154H6ZM11 153V151H10ZM21 153V152H20ZM24 153V152H23ZM78 153V152H77ZM89 153V152H88ZM182 153V152H181ZM180 153V154H181ZM186 153V152H184ZM182 153V154H184ZM194 153V152H193ZM202 153V152H201ZM210 153V152H208ZM206 153V154H208ZM212 153V152H211ZM210 153V154H211ZM220 153V152H219ZM229 153V155H230ZM19 153H17L18 155ZM53 154V153H52ZM67 154V152H66ZM70 154V153H69ZM73 154V155H72ZM121 154L118 158V155ZM175 155V153H173ZM197 154V153H196ZM194 154V155H196ZM235 154V153H233ZM24 155V154H23ZM22 155V156H23ZM26 155V154H25ZM51 155V154H50ZM57 155V154H56ZM55 155V156H56ZM189 155V154H188ZM198 155V154H197ZM196 155V156H197ZM223 155V154H222ZM237 155V153H236ZM58 156V155H57ZM56 156V157H57ZM63 156V155H62ZM165 156V155H164ZM176 156H179V154H177ZM185 157H188L186 155H184ZM192 156V155H191ZM208 155H206L207 157ZM214 155L212 154V157ZM220 156V154L218 155ZM227 156V154H226ZM234 156V155H233ZM231 156V157H233ZM245 156V157H246ZM54 157L53 155L50 157V159ZM60 157V156H59ZM58 157V158H59ZM68 157V156H67ZM66 155L65 157L63 156V158H67ZM166 157V156H165ZM173 157V156H172ZM170 157V158H172ZM194 157V156H192ZM211 157V156H210ZM215 157V156H214ZM221 157V156H220ZM225 157V156H224ZM230 157V156H229ZM259 157V156H258ZM21 158V157H20ZM23 158V157H22ZM81 158V156H80ZM79 157H77V155L75 156L74 153H71V156H69V159L72 161L71 163V167L72 165L74 166V164H76V166H78V168L83 172L81 173L82 178L81 181H87L89 180L90 183L95 186L98 182L96 181L95 178L97 179H102L105 178L106 176L100 177V175L98 176V171L97 168H95L94 166H96L95 164L93 165V167L88 166V164H86L85 162H83ZM83 158V156H82ZM175 158V157H174ZM182 158V156H181ZM226 158V157H225ZM228 158V156H227ZM1 159V158H0ZM55 159V158H54ZM61 159V158H60ZM80 159V161L84 164L81 163V165H78V160ZM85 159V158H84ZM177 159V158H176ZM175 159V160H176ZM190 159V158H189ZM211 159V158H210ZM216 159V158H215ZM218 159V158H217ZM223 159V157H222ZM246 159V160H247ZM256 159V158H255ZM254 159V161H255ZM262 159V158H261ZM5 160V159H3ZM21 160V159H20ZM63 160V159H62ZM167 160V159H166ZM179 160V158L177 159ZM214 160V159H213ZM231 160V158H230ZM245 160V158L243 159ZM51 161V160H49ZM55 161V160H54ZM65 161V160H64ZM67 161V160H66ZM69 161V160H68ZM182 160H179V162ZM185 160H183L184 162ZM198 161V159H197ZM196 161V162H197ZM232 161H235L232 160ZM253 161V160H252ZM259 161V160H258ZM25 162L24 160H22V163ZM58 161L56 160V163ZM160 162V163H161ZM175 162V161H174ZM173 162V163H174ZM177 162V161H176ZM188 162V161H186ZM190 162V161H189ZM192 162V161H191ZM206 162V161H205ZM209 162V161H208ZM244 162V161H243ZM246 162V161H245ZM262 162V161H261ZM259 162V163H261ZM9 163V162H8ZM13 164V162H11ZM48 163V162H47ZM53 163V162H51ZM54 164L53 169L54 171H58L59 166L58 164H60V162L58 164ZM67 163V162H66ZM65 163V165H66ZM70 163V162H69ZM74 163V164H73ZM178 163V162H177ZM177 163H175L177 165ZM182 163V162H180ZM179 163V165H180ZM213 163V161H212ZM215 163V162H214ZM1 164V162H0ZM6 164V163H5ZM16 164V162H15ZM62 164V163H61ZM194 164V163H193ZM192 167L196 166L193 165ZM203 164V162H202ZM219 164V165H218ZM255 164V163H254ZM262 164V163H261ZM7 165V164H6ZM50 165V164H49ZM63 165V164H62ZM91 165V164H90ZM170 164H168V168ZM185 165V164H184ZM201 165V162H200ZM204 165V164H203ZM206 165V164H205ZM209 165V164H208ZM211 165V164H210ZM233 164H231L230 166H232ZM242 165V164H241ZM246 166H248L249 168V164H245ZM26 166V165H25ZM68 166V165H66ZM70 166V165H69ZM74 166V167H76ZM88 166V167H87ZM174 166V165H173ZM172 166V167H173ZM182 166V165H181ZM240 166V165H239ZM257 166V165H256ZM262 166V165H261ZM61 167V166H60ZM73 167V168H74ZM121 168H123L125 170V172L127 173V179L130 178L131 172L132 171H128L126 170L124 167H122L121 165L119 166ZM171 167V168H172ZM186 167V165H185ZM189 167V166H188ZM199 167V166H198ZM197 167V168H198ZM214 167V166H213ZM233 167V166H232ZM237 167V166H236ZM9 167L6 166V169H8ZM180 168V167H178ZM195 168V167H194ZM195 168V170L197 169ZM210 168V167H209ZM240 168V167H239ZM260 168V166L258 167ZM12 169V167H11ZM77 169V168H75ZM176 169V168H174ZM190 171L192 172V168L190 167ZM199 169V168H198ZM233 169H235L233 167ZM4 167L0 168V249L2 248V245L4 247V243L6 242V253L7 255L9 254V252L14 256L13 258H10L11 260H14L12 262H9L6 260H4L7 256L5 255L3 261V264H104L106 262V264H110V262H108L107 259H101V255L102 253L107 252V250L112 246L113 247V251L116 252V243L114 241V239L112 238V236L110 234H105L103 236V240L105 241L103 244H99V242L96 240L98 237V229L97 227L90 225V224H81L80 221L78 220H74L71 219V216H67L64 213H56L53 214L52 216L54 217V220L52 221H48L45 220L46 222H49L51 225V230H53L54 228H56V232L58 233H48L46 236H39L40 233V226H41V221L38 220L39 217V213L37 214L36 211H34V208H38V204L35 202V200H37V193L32 192L31 191H20V186H16L13 184L14 183H19L20 182V178L23 179V176L18 178V177H11V176H7L8 172L6 173ZM10 170V169H9ZM141 170V168L139 169ZM166 170V169H165ZM171 169H169L170 171ZM173 170V168H172ZM171 170V171H172ZM180 170V169H179ZM194 170V169H193ZM240 170V169H239ZM255 170V169H254ZM259 170V169H258ZM47 171V170H46ZM143 171V170H142ZM168 171V170H167ZM197 171V170H196ZM195 171V173H196ZM216 171V169H215ZM228 171V170H227ZM232 171V170H230ZM257 171V170H256ZM10 172V171H9ZM141 171H135V174L138 176L137 180L138 182L141 181V179L143 178L142 176L138 175V173H140ZM145 172V171H144ZM148 173V171H146ZM145 172V173H146ZM172 172V173H173ZM237 172V171H235ZM254 172V171H253ZM258 172V171H257ZM30 173V171H29ZM50 173V172H49ZM56 173V172H55ZM76 173V172H75ZM167 173V172H166ZM171 173V174H172ZM198 173V172H197ZM228 173V172H227ZM226 173V174H227ZM233 173V172H232ZM252 173V172H251ZM59 174V173H58ZM57 174V175H58ZM66 174V172L64 173ZM77 174V173H76ZM76 174L74 175V178H76ZM80 174V172H79ZM142 174V172H141ZM144 174V173H143ZM150 174V173H149ZM224 174V175H226ZM23 175V174H21ZM41 175V174H39ZM78 175V174H77ZM174 175V176H176ZM190 175V173L188 174ZM228 175V174H227ZM251 175V174H249ZM256 175V174H255ZM254 175V176H255ZM31 176V175H30ZM63 180L62 182L65 183V181L68 182V180H65V175H63ZM145 176V175H144ZM166 176V175H165ZM172 176V177H174ZM189 176V177H191ZM208 177L207 178H205ZM219 176V175H218ZM217 176V178H218ZM223 177V175H221ZM235 176V175H234ZM248 176V175H247ZM44 177V176H43ZM41 176V178H43ZM80 177V176H79ZM233 177V175H232ZM253 177V176H252ZM26 178V176H25ZM24 178V179H25ZM32 178V177H31ZM40 178V177H39ZM49 178V177H48ZM175 178V179H177ZM234 178V177H233ZM232 178V179H233ZM238 178V177H237ZM241 178V177H240ZM239 178V180H240ZM248 178V177H247ZM29 179V178H28ZM33 179V178H32ZM35 179V178H34ZM46 179V178H45ZM57 179V178H56ZM219 179V178H218ZM217 179V180H218ZM227 179V178H226ZM229 179V178H228ZM243 179V177L241 178ZM39 180V179H38ZM41 180V179H40ZM43 180V179H42ZM47 180V179H46ZM52 180V179H51ZM173 180V179H172ZM221 180V179H220ZM247 180V179H245ZM27 181V180H26ZM53 181V180H52ZM51 181V183H52ZM61 181V180H60ZM59 181V182H60ZM107 181V180H106ZM105 181V182H106ZM225 181V180H224ZM230 182L231 180H227V182ZM233 181V180H232ZM244 181V180H243ZM242 181V182H243ZM35 182V181H34ZM38 182V181H37ZM44 182V181H43ZM104 182V183H105ZM143 182V181H141ZM195 182V181H194ZM193 182V184H194ZM235 182V180H234ZM236 182L238 183V180H236ZM241 182V180H240ZM249 182V181H248ZM251 182V181H250ZM55 183V182H53ZM245 183V182H243ZM242 183V184H243ZM49 184V183H48ZM60 184V183H59ZM99 184V183H98ZM107 184V183H106ZM198 184V183H197ZM225 184V183H224ZM240 184V183H239ZM241 184V185H242ZM29 185V183L27 184ZM214 185V184H213ZM232 185V184H230ZM244 185V184H243ZM26 186V185H25ZM31 186V185H30ZM38 186V190L41 192L44 186H42V184L39 182ZM59 186V185H58ZM97 186V185H96ZM101 186V185H100ZM104 186V185H103ZM106 186V185H105ZM196 186V185H195ZM212 186V185H211ZM219 187V185H217ZM221 186V185H220ZM223 188L225 187L224 185H222ZM236 186V185H235ZM240 186V185H239ZM7 187L9 189H7ZM52 187V186H51ZM60 187V186H59ZM99 187V186H98ZM19 188V189H18ZM55 188V187H54ZM195 188V187H194ZM222 188V187H221ZM229 188V187H228ZM231 188V187H230ZM48 189V188H47ZM50 189V188H49ZM48 189V190H49ZM58 189V188H57ZM62 189L65 188L62 187ZM93 189V188H92ZM220 189V188H219ZM236 189V188H235ZM19 190V191H16ZM47 190V191H48ZM94 190V189H93ZM98 190V189H97ZM104 190V189H103ZM102 190V191H103ZM210 190V191H209ZM221 190V189H220ZM16 191V192H15ZM54 191V190H53ZM56 191V190H55ZM59 191V190H58ZM57 191V192H58ZM106 191V190H105ZM214 191V189H213ZM219 191V190H218ZM44 192V190H43ZM163 192L166 196H168L170 199H174L175 200V204L173 205H167V207H169V212H165L162 209L161 204L163 202H165V198L162 193ZM209 192V193H208ZM220 192V191H219ZM219 192L218 196H219ZM222 192V191H221ZM61 193V191H60ZM66 193V191H65ZM64 193V194H65ZM216 193V192H215ZM214 193V194H215ZM225 193V190H224ZM14 194V195H12ZM68 194V193H67ZM228 196V195H227ZM226 196V197H227ZM95 197V196H94ZM220 197V196H219ZM225 197V196H224ZM225 197V198H226ZM230 197V196H229ZM100 198V197H98ZM218 198V197H217ZM228 198V197H227ZM14 199H18L17 201V205L16 203H14V205H12V203L14 202ZM167 199V198H166ZM224 199V198H223ZM222 199V200H223ZM229 199V198H228ZM221 200V201H222ZM179 201V202H176ZM219 201V199H218ZM16 202V201H15ZM181 202V203H180ZM217 202V201H216ZM174 203V202H173ZM209 204V205H210ZM217 205V204H215ZM35 206V207H34ZM180 207H184L183 209H180ZM217 207V206H215ZM210 208V207H209ZM206 210L208 211L207 213H209L208 207H206ZM196 213V212H195ZM200 213V212H199ZM203 213V212H201ZM211 214H213L211 212ZM49 219V218H48ZM53 223V225H52ZM68 224V229H64V225ZM187 225L186 227L183 225ZM210 227H212L211 224H208L206 226V229H210ZM211 230V229H210ZM242 230V229H241ZM241 231L240 230H231L228 232V236L234 238L235 243H241L244 242V238H242L241 236ZM122 235V234H121ZM134 236V235H132ZM129 237V236H128ZM136 237V238H135ZM135 237H132L135 241L139 240L140 244L142 243L143 240V244L145 246H147V241H148V236L147 234L142 235H135ZM121 238V237H120ZM122 239V238H121ZM124 241V239H123ZM127 241V240H126ZM131 242V241H130ZM245 243V242H244ZM2 244V245H1ZM131 244V243H130ZM139 244V246H140ZM235 244V245H236ZM136 245V244H133ZM243 245V243L241 244ZM245 245V244H244ZM192 246V245H191ZM195 246V245H194ZM104 247V248H103ZM240 247V246H238ZM243 247V246H241ZM4 248V249H5ZM103 248V249H102ZM192 249H190V253L193 257L199 258L200 264H210L209 262V254H202L201 253V248L200 246H195V248H193V246L191 247ZM3 249V250H4ZM102 249V250H101ZM112 249V248H110ZM227 249L229 250V252L232 251H237L234 247L233 244H231L230 246H227ZM226 249V250H227ZM101 250V251H100ZM227 250V251H228ZM241 250V249H240ZM100 251V254H98ZM1 252V250H0ZM5 253V254H6ZM98 254V255H97ZM107 254V253H106ZM114 254V253H111ZM111 254L110 252H108L107 257L111 260ZM3 256V253L1 254ZM117 255V253H116ZM10 257H12L10 255ZM118 257V255H117ZM114 258V257H113ZM116 258V257H115ZM224 261H221L217 264H223L225 261H230L231 257L229 256H225L222 258ZM2 260V259H1ZM1 263V264H2ZM112 264H114V262H112Z\"/></svg>",
  "mask_w": 264,
  "mask_h": 264
},
{
  "label": "water",
  "instance_id": "95a60500",
  "mask_svg": "<svg viewBox=\"0 0 264 264\" xmlns=\"http://www.w3.org/2000/svg\"><path fill=\"white\" fill-rule=\"evenodd\" d=\"M130 46L131 47H134L135 46V42L131 43Z\"/></svg>",
  "mask_w": 264,
  "mask_h": 264
}]
</instances>
